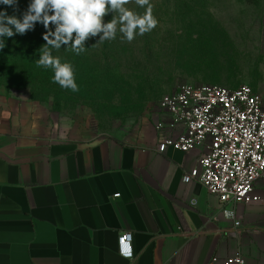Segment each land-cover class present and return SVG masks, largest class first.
I'll list each match as a JSON object with an SVG mask.
<instances>
[{
	"label": "crops",
	"instance_id": "obj_1",
	"mask_svg": "<svg viewBox=\"0 0 264 264\" xmlns=\"http://www.w3.org/2000/svg\"><path fill=\"white\" fill-rule=\"evenodd\" d=\"M150 119L103 136L0 93V264H264V204L237 206L236 226L183 180L202 150L159 152Z\"/></svg>",
	"mask_w": 264,
	"mask_h": 264
},
{
	"label": "rangeland",
	"instance_id": "obj_2",
	"mask_svg": "<svg viewBox=\"0 0 264 264\" xmlns=\"http://www.w3.org/2000/svg\"><path fill=\"white\" fill-rule=\"evenodd\" d=\"M150 3L158 25L130 43L117 31L110 41L98 42L99 35L88 39L79 55L70 46L51 49L54 57L72 65L77 92L54 83L51 68L37 66L46 43L38 26L4 37L0 93L27 96L55 120L123 138L150 119L180 83L264 90V0ZM126 7L145 12L134 0ZM111 18L110 13L104 22ZM49 27L54 31V25Z\"/></svg>",
	"mask_w": 264,
	"mask_h": 264
},
{
	"label": "built area",
	"instance_id": "obj_3",
	"mask_svg": "<svg viewBox=\"0 0 264 264\" xmlns=\"http://www.w3.org/2000/svg\"><path fill=\"white\" fill-rule=\"evenodd\" d=\"M150 118L159 152L167 147L185 153L202 150L199 168L184 174L183 180L199 182L236 226L237 206L264 204V90L246 84L230 89L180 83ZM125 234L119 237L120 246ZM223 264L246 263L238 255Z\"/></svg>",
	"mask_w": 264,
	"mask_h": 264
},
{
	"label": "clouds",
	"instance_id": "obj_4",
	"mask_svg": "<svg viewBox=\"0 0 264 264\" xmlns=\"http://www.w3.org/2000/svg\"><path fill=\"white\" fill-rule=\"evenodd\" d=\"M16 3L17 0H0V4L10 7H15ZM130 3L133 0H31L22 18L0 11V50L5 47L4 37L24 35L34 30L37 23L42 24L47 30L43 34L46 43L40 48L37 66L51 68L54 83L77 92L79 88L72 65L62 63L59 57H54L51 49H60L62 45L70 46L79 55L86 51L85 42L92 37L99 35L98 42L110 41L116 38L119 31L130 43L137 35L143 36L157 27L158 20L153 15L154 5L150 0H134L140 8H145L143 14L126 7ZM110 13L112 18L105 23L104 18ZM50 25L55 26L54 31L50 29ZM131 241V233L121 237V255L126 259L132 258Z\"/></svg>",
	"mask_w": 264,
	"mask_h": 264
},
{
	"label": "trees",
	"instance_id": "obj_5",
	"mask_svg": "<svg viewBox=\"0 0 264 264\" xmlns=\"http://www.w3.org/2000/svg\"><path fill=\"white\" fill-rule=\"evenodd\" d=\"M24 1V0H23ZM21 0H17L15 7H10L7 5L0 4V11H6L8 15H15L18 18H22L23 13L27 10L31 0H27L25 4ZM35 26H38L41 29V32H46L47 30L40 23H37Z\"/></svg>",
	"mask_w": 264,
	"mask_h": 264
},
{
	"label": "snow or ice",
	"instance_id": "obj_6",
	"mask_svg": "<svg viewBox=\"0 0 264 264\" xmlns=\"http://www.w3.org/2000/svg\"><path fill=\"white\" fill-rule=\"evenodd\" d=\"M124 247H125V254H127V246L125 245Z\"/></svg>",
	"mask_w": 264,
	"mask_h": 264
}]
</instances>
